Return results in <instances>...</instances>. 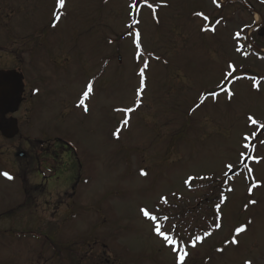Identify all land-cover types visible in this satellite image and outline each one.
Masks as SVG:
<instances>
[{"label": "rangeland", "instance_id": "rangeland-1", "mask_svg": "<svg viewBox=\"0 0 264 264\" xmlns=\"http://www.w3.org/2000/svg\"><path fill=\"white\" fill-rule=\"evenodd\" d=\"M142 1L145 8L132 14L127 0H65L63 9L58 0H6L10 12L0 13V57L24 54L27 83L37 91L32 122H23V131L48 136L42 148L57 149L55 138L73 145L82 166L81 194L90 201L77 218L59 225L50 223L42 205L34 209L38 216L19 209L26 178L51 194L68 189L70 179L56 168L70 160L64 155L54 168L40 159L20 173L13 148L0 138V264H50V254L51 264H180L142 208L168 217L162 219L164 232L180 236L191 252L184 264H264V139H254L264 120V88L257 79L239 80L244 72L263 79L264 61L251 47L264 48V40L247 30V60L236 46L245 32L240 26L260 20L253 11L264 21V0H247L251 12L237 0ZM0 7L7 11L3 0ZM54 15L63 16L57 22ZM209 22L215 31L204 30ZM25 38L22 49L18 41ZM9 62H15L11 55L3 64ZM90 82L95 96L75 106ZM249 117L258 122L249 126ZM232 169L237 173L229 178ZM228 185L233 191L220 229L192 249L186 226L195 220L198 230L213 223L212 207L221 206L217 200ZM42 239L53 241L51 251Z\"/></svg>", "mask_w": 264, "mask_h": 264}, {"label": "snow or ice", "instance_id": "snow-or-ice-1", "mask_svg": "<svg viewBox=\"0 0 264 264\" xmlns=\"http://www.w3.org/2000/svg\"><path fill=\"white\" fill-rule=\"evenodd\" d=\"M58 4H59L60 8H63L64 5H65V0H58ZM197 15H201V14H197ZM57 19H59V16H57ZM205 19H207V18L205 17ZM237 36H239V33H237ZM135 37H136V43L139 44L140 33L138 31L136 32ZM146 67H147V64H145V68ZM231 67L232 66L229 65V68H231ZM143 73H144V69H141V76H143ZM227 75L228 76H231L232 73L231 72H228ZM88 90L91 91V87H89ZM85 95H87V93H85ZM212 95H215V93H213ZM229 98H231V97H229ZM85 110H87V109H85ZM128 111H131V109H129ZM249 119L252 120L253 123H256V121L253 118L249 117ZM124 123L127 124V121H124ZM262 127H264V125H262ZM249 171H251V170L249 169ZM142 174H146V173H143L142 172ZM3 175H5L6 177H8L9 179L12 178L11 176L8 175V173H3ZM162 200L165 203L167 202L166 198H162ZM251 203H255V201H251ZM217 207H219V205H217ZM141 212L143 213V215L145 217H147L148 219H150L152 221H156L158 219V217L156 215L150 214L147 211V209L142 208L141 209ZM164 219L167 220L168 217L165 216ZM249 223H251V222L249 221ZM218 227H219V225H218ZM245 229H246V226H243L241 228H238V229H236V233L239 234L240 232L244 231ZM154 231H155V233L158 236L163 237V239H164L165 242H167V243H169L171 245H179L180 244L179 238H174L172 235L166 234L162 230V226L160 224H155L154 225ZM197 239H201V238L200 237H197ZM231 242L234 243V244L235 243H238V241L235 238ZM174 250H176V249L174 248ZM221 251H222V249H221ZM186 255H187V252H184L182 255L179 256L180 264H184V259H185V256ZM248 264H250V262H248Z\"/></svg>", "mask_w": 264, "mask_h": 264}, {"label": "water", "instance_id": "water-1", "mask_svg": "<svg viewBox=\"0 0 264 264\" xmlns=\"http://www.w3.org/2000/svg\"><path fill=\"white\" fill-rule=\"evenodd\" d=\"M7 76L8 80L10 81V83L7 84H12L11 86L4 84L5 77L0 74V99L3 101H5V98L13 96L18 93L19 90H21L22 77L16 75L15 72H9Z\"/></svg>", "mask_w": 264, "mask_h": 264}, {"label": "flooded vegetation", "instance_id": "flooded-vegetation-1", "mask_svg": "<svg viewBox=\"0 0 264 264\" xmlns=\"http://www.w3.org/2000/svg\"><path fill=\"white\" fill-rule=\"evenodd\" d=\"M15 69H12V70H17V71H19L21 74L23 73L22 72V67H19V66H16V67H14ZM24 101L26 102V101H29V99L28 98H26L25 97V95H24ZM24 104V103H23ZM22 104V105H23ZM7 109V108H6ZM14 123V120H13V117L12 116H10V115H7V116H2L1 114H0V124H1V126H10V125H12ZM28 192H30L29 190H27ZM31 192H33V193H38L37 191H31Z\"/></svg>", "mask_w": 264, "mask_h": 264}]
</instances>
